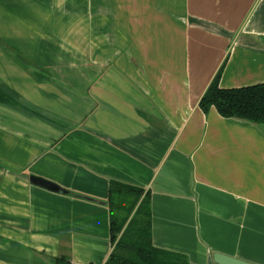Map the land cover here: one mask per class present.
Returning a JSON list of instances; mask_svg holds the SVG:
<instances>
[{
  "label": "crops",
  "instance_id": "obj_1",
  "mask_svg": "<svg viewBox=\"0 0 264 264\" xmlns=\"http://www.w3.org/2000/svg\"><path fill=\"white\" fill-rule=\"evenodd\" d=\"M224 67V68H223ZM264 83V0H0V264H106L111 182L156 248L264 264V126L205 114Z\"/></svg>",
  "mask_w": 264,
  "mask_h": 264
},
{
  "label": "trees",
  "instance_id": "obj_2",
  "mask_svg": "<svg viewBox=\"0 0 264 264\" xmlns=\"http://www.w3.org/2000/svg\"><path fill=\"white\" fill-rule=\"evenodd\" d=\"M223 68L201 99V110L207 114L215 107L224 118L264 126V83L222 89ZM107 203L112 213L111 235L115 248L106 264H190L186 256L154 246L150 192L111 182ZM57 264L71 263L61 257Z\"/></svg>",
  "mask_w": 264,
  "mask_h": 264
},
{
  "label": "water",
  "instance_id": "obj_3",
  "mask_svg": "<svg viewBox=\"0 0 264 264\" xmlns=\"http://www.w3.org/2000/svg\"><path fill=\"white\" fill-rule=\"evenodd\" d=\"M30 182L34 186L43 188V189L48 190V191L53 192V193H57L60 195H65V196H71L73 198L86 200V201L98 203V204L105 205V206L108 205L107 202L100 201L98 199L86 196L84 194H80L77 192L70 191V190L63 188L60 185H58L52 181L46 180V179L38 177V176L32 175L30 177ZM209 264H253V263H250V262H247V261L235 258V257H231V256H227V255L217 253V254H214L213 257L209 259Z\"/></svg>",
  "mask_w": 264,
  "mask_h": 264
}]
</instances>
